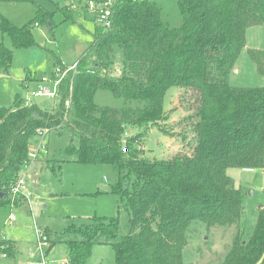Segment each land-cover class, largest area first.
I'll use <instances>...</instances> for the list:
<instances>
[{"label": "trees", "instance_id": "trees-1", "mask_svg": "<svg viewBox=\"0 0 264 264\" xmlns=\"http://www.w3.org/2000/svg\"><path fill=\"white\" fill-rule=\"evenodd\" d=\"M178 6L183 23L171 27L153 0H116L112 26L103 30L97 25L75 73L70 71L60 83L56 107L26 104L19 94L12 107H0V206L12 203L10 187L30 159L33 139L44 129L68 134L67 152L78 162L111 164L117 172L111 189L128 212L129 233L112 241L119 231L116 217L95 216L90 223L69 225L65 239L60 235L51 244H67L66 264H87L97 243L113 244L116 264H184L194 221L210 232L235 228L220 264H264V208L246 239L243 192L227 173L231 167L264 169V86L230 82L247 29L264 24V0H178ZM63 9L72 15L68 6ZM36 19L18 26L0 14V33L10 36L13 47L31 46V24L39 25L38 19L53 24L42 7ZM118 48L122 70L114 76ZM13 54L1 41L0 72L9 70ZM249 55L264 74V48H250ZM54 57V68H67L60 56ZM172 86L196 91L192 153L146 158L143 139L151 127L163 130L160 123L169 118L165 96ZM99 89L139 105H99ZM129 128L141 131L127 136ZM51 235L44 230L48 241ZM4 243L8 255H15L16 245Z\"/></svg>", "mask_w": 264, "mask_h": 264}, {"label": "rangeland", "instance_id": "rangeland-1", "mask_svg": "<svg viewBox=\"0 0 264 264\" xmlns=\"http://www.w3.org/2000/svg\"><path fill=\"white\" fill-rule=\"evenodd\" d=\"M162 8V18L171 27L183 23L178 0H153ZM88 0H0V14L18 26L35 21L37 9L44 8L51 15L52 26L47 19L39 20V25L31 24L35 44L25 47H13L9 35L0 33V42L14 49L13 60L7 72H0V107H12L17 94L23 98L37 88L43 78H51L54 73V54L60 56L62 63L72 67L85 56L91 43L97 24L87 11ZM86 3V4H85ZM68 6L72 15L63 8ZM87 6V5H86ZM53 27V29H51ZM248 46H245L231 75L234 86H264V74L257 71L249 55L250 47L264 48V24L252 26L247 31ZM123 51H115V63L112 75L118 76L122 70ZM52 89L54 83L47 82ZM60 97L38 96L33 99L42 108L53 109L59 104ZM95 102L102 106L122 108L136 107L138 101L126 100L115 96L107 89H99ZM196 91L172 86L165 96V110L169 118L162 123L163 130L154 126L148 130L141 148L143 156L149 159H163L177 153H192L194 113ZM131 133L141 129L129 128ZM48 151L42 150L27 174L26 193L29 198L24 204L15 200L12 204L0 206V237L6 236L8 242L16 245L15 255L0 257V264H37L39 258V237L37 230L52 231L50 244H43L47 252V264H65L67 244L52 241L63 236L69 225L90 223L97 217H116L119 219V231L113 242L120 241L130 231L129 216L119 197L112 192V184L117 181V172L111 164L81 163L76 156L67 152L70 143L68 134L60 135L51 130L44 139ZM39 136L31 144L36 148ZM191 143H188V142ZM234 186L243 192L242 220L245 238L253 234L264 208V169H246L231 167L227 170ZM18 204H22L20 206ZM18 205V206H17ZM15 215L13 223L10 218ZM199 221L192 222L189 228V243L184 248V264H220L231 247L235 228L215 227L207 231ZM72 237V236H69ZM65 237H62L64 240ZM87 264H116V252L113 244L97 243Z\"/></svg>", "mask_w": 264, "mask_h": 264}, {"label": "built area", "instance_id": "built-area-1", "mask_svg": "<svg viewBox=\"0 0 264 264\" xmlns=\"http://www.w3.org/2000/svg\"><path fill=\"white\" fill-rule=\"evenodd\" d=\"M116 0H88L87 2V11L93 15L96 20V24L101 27L103 30H108L112 26V14L113 6L115 5ZM78 62H75L72 67H67L63 69L61 66L55 67L54 73L51 75V78H43L40 81V84L37 88L30 91L25 99L26 104L33 103V99L38 96H56L58 95V90L60 83L64 77L68 75L70 71H76ZM47 82L54 83L57 86V89H52L51 86L45 85ZM50 132L49 129H44L39 133V141L36 143V148L34 151L30 150V159L27 162L24 171L20 174L19 178L15 181L14 184L10 187L12 194V203L15 201L16 196H21L24 199L29 198V194L26 193L27 189V174L30 171L32 165L36 162L39 157V153L44 150L48 151V144L44 140L46 135ZM127 136H131L129 131L126 132ZM124 151H127V146L123 148ZM11 203V204H12ZM10 220L14 223L16 221L15 215H11ZM39 237V258L37 264H47V252L44 251L43 244H50V242L43 236V232L37 230ZM8 241L6 236L0 237V257H8V253L5 251L6 244ZM68 263L66 258L65 264ZM30 264H34L31 262Z\"/></svg>", "mask_w": 264, "mask_h": 264}, {"label": "crops", "instance_id": "crops-1", "mask_svg": "<svg viewBox=\"0 0 264 264\" xmlns=\"http://www.w3.org/2000/svg\"><path fill=\"white\" fill-rule=\"evenodd\" d=\"M251 27H252V26H251ZM249 28H250V27H249ZM249 28H248V29H249ZM248 29H247V31H248ZM246 37H247V39H246V46H248V36L246 35ZM250 48H261V47H257V46H256V47H250ZM250 48H249V49H250ZM236 67H237V66H236ZM47 144H48V143H47ZM48 148H49V147H48ZM15 200H16V199H15ZM23 202H24V201H23ZM23 202H20V203H23ZM23 204H24V203H23ZM18 205L23 206L22 204H18ZM18 205H17V206H18Z\"/></svg>", "mask_w": 264, "mask_h": 264}]
</instances>
